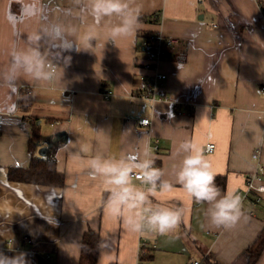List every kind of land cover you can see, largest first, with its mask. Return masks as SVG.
Masks as SVG:
<instances>
[{
	"label": "crops",
	"instance_id": "0c3cea01",
	"mask_svg": "<svg viewBox=\"0 0 264 264\" xmlns=\"http://www.w3.org/2000/svg\"><path fill=\"white\" fill-rule=\"evenodd\" d=\"M83 7L84 0H0V252H22L28 264L38 258L77 264L89 228L99 234L96 264H186L203 257L247 264L246 248L264 228V194L255 206L244 203L233 227L217 228L210 205L190 199L176 172L186 155L179 151L184 141L202 150L215 176L225 177L222 194L244 188L258 146L264 167V0H133L139 17L159 22L138 17L134 34L115 41H106L111 22L95 25ZM89 31L96 34L90 47L82 43ZM156 31L179 45L159 64L165 100L151 101L138 96L146 73L141 42ZM34 33L41 39L28 41ZM30 48L56 66L53 79L10 67L12 51ZM21 89L30 91L32 119L18 110ZM105 91H111L108 98ZM33 119L40 128L35 156L55 162L64 174L62 187L6 178L9 168L29 164ZM141 119L149 124L140 125ZM154 140L156 152L150 150ZM207 144L214 145L210 154ZM145 150L172 187L150 192L144 214L148 207L182 210L178 227L164 235L130 231L109 213L108 200L101 204L109 186L88 174L92 157L135 165ZM132 183L147 188L135 178ZM256 264H264V251Z\"/></svg>",
	"mask_w": 264,
	"mask_h": 264
},
{
	"label": "clouds",
	"instance_id": "9594fccd",
	"mask_svg": "<svg viewBox=\"0 0 264 264\" xmlns=\"http://www.w3.org/2000/svg\"><path fill=\"white\" fill-rule=\"evenodd\" d=\"M79 3L80 0H77ZM133 0H84V11L95 25L103 21H110V30L107 40L115 41L117 38L133 35L138 25L139 9L132 7ZM96 34L89 31L82 37V43L90 47V41ZM41 35L34 33L28 41H39ZM13 69H23V73L37 80L49 81L54 77V71L49 67L48 60L37 48H30L10 53ZM60 58V53L58 56ZM16 79V74L7 80L11 83ZM90 150V149H89ZM179 151L185 153L178 171L176 181L187 192L190 199L197 203L210 205L208 215L210 222L217 228L233 227L242 215L241 198L235 193L222 194L215 184V175L209 170L211 165L205 159L203 152L191 141H184L179 145ZM154 160L148 150L144 152V159L138 160L133 165L126 159H104L95 156L88 161V174L91 179L103 178L109 186L110 196L106 207L109 213L117 218H122L130 231L142 233L149 229L164 235L176 229L181 221L182 210L159 208L153 210L148 207L145 215L143 208L149 204V193L158 187L167 191L172 185L162 181V171L154 166ZM136 171L143 185L139 188L132 183L131 173ZM140 209L139 212H133ZM0 264H28L24 253L12 257L0 252Z\"/></svg>",
	"mask_w": 264,
	"mask_h": 264
},
{
	"label": "trees",
	"instance_id": "16d2710c",
	"mask_svg": "<svg viewBox=\"0 0 264 264\" xmlns=\"http://www.w3.org/2000/svg\"><path fill=\"white\" fill-rule=\"evenodd\" d=\"M140 20H147L150 22H157L148 18H141ZM31 94L28 89H21L18 94L17 107L23 118H28V110L31 105ZM179 111L178 108L175 109ZM32 119L31 117H29ZM37 120H31L32 124L29 139L27 143V151L29 156V164L26 168H9L6 178L10 182H17L31 185H41L47 187H62L64 185V174L57 170L54 161L41 159L35 156L36 143L40 137V128L36 125ZM155 168L157 167L154 161ZM215 184L222 191L225 187V177L215 176ZM110 196V192H103L101 204L103 205ZM194 200V199H193ZM195 201V200H194ZM99 250V234L92 229L83 231L80 240V251L77 264H96ZM264 251V228L257 236V238L246 248L247 264H256L260 255ZM140 261L150 259V256H140ZM204 264H217L211 261L208 257L202 259ZM38 264H50L43 258H38Z\"/></svg>",
	"mask_w": 264,
	"mask_h": 264
},
{
	"label": "built area",
	"instance_id": "2783aa9c",
	"mask_svg": "<svg viewBox=\"0 0 264 264\" xmlns=\"http://www.w3.org/2000/svg\"><path fill=\"white\" fill-rule=\"evenodd\" d=\"M159 22V17L153 18ZM179 45V41L176 38L167 37L159 31L145 37L141 42V47L145 55V62L143 68L146 73L141 78L142 89L138 93L140 98L149 99L151 101L165 100V96L160 93L163 84L166 80V75L162 73L159 69V64L161 61L168 58L170 53L175 50ZM49 64V67L56 72V66L54 64ZM111 95V91H105L103 93L104 98H108ZM139 124L147 126L149 124L148 119L139 120ZM158 149V140H154L150 143V150L156 152ZM214 145L207 144L204 148V152L210 154L213 152ZM261 146L256 147L251 154V161L254 167L249 171L244 180V188L238 190L235 194L241 198V205L250 202L252 206L257 205L264 194V167L261 163ZM132 178L137 179L139 175L138 172L131 173ZM141 182L140 179H137ZM142 183V182H141ZM146 187V185H143ZM143 246V244H140ZM140 246V251H141ZM205 258V257H203ZM203 258L190 259L186 264H204L202 262Z\"/></svg>",
	"mask_w": 264,
	"mask_h": 264
}]
</instances>
